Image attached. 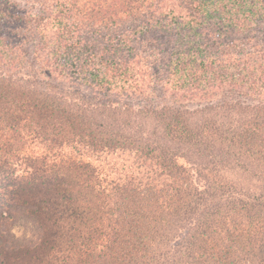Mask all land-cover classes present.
Returning <instances> with one entry per match:
<instances>
[{
	"label": "trees",
	"instance_id": "obj_1",
	"mask_svg": "<svg viewBox=\"0 0 264 264\" xmlns=\"http://www.w3.org/2000/svg\"><path fill=\"white\" fill-rule=\"evenodd\" d=\"M33 1L0 0V264H264V0Z\"/></svg>",
	"mask_w": 264,
	"mask_h": 264
},
{
	"label": "rangeland",
	"instance_id": "obj_2",
	"mask_svg": "<svg viewBox=\"0 0 264 264\" xmlns=\"http://www.w3.org/2000/svg\"><path fill=\"white\" fill-rule=\"evenodd\" d=\"M10 1L13 2V4L15 5V8L18 10V12H20L23 15H26V14L31 13V12H35L37 9L36 3H34L33 0H10ZM18 31H21V28H19ZM26 51L28 52V55L25 54L27 57L22 59V61H23L22 64L20 63L16 69H13L14 72L19 71V73H22L23 71L29 70L28 68H30V66H29L28 61L30 59V53L32 51L31 45L28 48H26ZM3 60L4 59H0V70L1 69H3V70L10 69L9 63L1 62ZM10 72H11V70H10ZM66 84L68 86L72 87V89L77 90L83 96H88V95H90V93H92L91 90H89L87 88V86L83 85L79 81L69 79L66 81ZM122 101H126V100L122 99ZM152 102L154 105H157V106H160L161 104H170L169 99L165 98V97H163V98L162 97L161 98L154 97V100H152ZM199 102L200 101H198V100L189 101V102L183 101L184 104H181V106L185 107L188 110H193V109L199 107V105H200ZM103 161L104 160L101 159L99 162H102V164H103ZM99 162L96 161V164L101 165V163H99ZM127 162H129V161H126V160L123 161L121 159L114 158V156H110L104 161V171L107 174H111V175H109V177L110 176L115 177V175L113 174L114 172H116L115 168H117V173H119L118 176H120V175L123 176V174L128 175L129 174V172H127L128 170H125V169H128V166H129L128 165L129 163H127ZM120 170L121 171L123 170V172H120ZM250 184H253V183L250 182ZM12 231L14 232V234L16 236H21V234H22V228L18 227V226L13 228Z\"/></svg>",
	"mask_w": 264,
	"mask_h": 264
}]
</instances>
